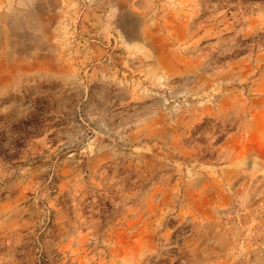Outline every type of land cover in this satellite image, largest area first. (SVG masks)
<instances>
[{"label": "rangeland", "instance_id": "1", "mask_svg": "<svg viewBox=\"0 0 264 264\" xmlns=\"http://www.w3.org/2000/svg\"><path fill=\"white\" fill-rule=\"evenodd\" d=\"M0 264H264V0H0Z\"/></svg>", "mask_w": 264, "mask_h": 264}, {"label": "crops", "instance_id": "2", "mask_svg": "<svg viewBox=\"0 0 264 264\" xmlns=\"http://www.w3.org/2000/svg\"><path fill=\"white\" fill-rule=\"evenodd\" d=\"M30 2H33V0H30ZM60 3H63V0H59ZM5 10V9H4Z\"/></svg>", "mask_w": 264, "mask_h": 264}]
</instances>
